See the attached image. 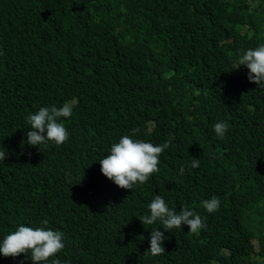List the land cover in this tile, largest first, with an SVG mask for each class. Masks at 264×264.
Returning a JSON list of instances; mask_svg holds the SVG:
<instances>
[{"label":"trees","instance_id":"1","mask_svg":"<svg viewBox=\"0 0 264 264\" xmlns=\"http://www.w3.org/2000/svg\"><path fill=\"white\" fill-rule=\"evenodd\" d=\"M263 34L264 0H0V242L43 226L65 236L43 264H264V89L235 69ZM65 103L68 141L29 146L26 117ZM121 128L154 146L174 137L133 190L99 163ZM156 195L206 228L144 226ZM155 228L159 256L147 253Z\"/></svg>","mask_w":264,"mask_h":264},{"label":"clouds","instance_id":"2","mask_svg":"<svg viewBox=\"0 0 264 264\" xmlns=\"http://www.w3.org/2000/svg\"><path fill=\"white\" fill-rule=\"evenodd\" d=\"M247 30V27H244ZM258 34L256 35V37ZM264 39V34L262 35ZM241 65L248 71V80L255 83L259 88L264 89V41L255 49H248L238 57V69ZM73 115V105L65 103L62 107H41L34 114H29L26 119L31 125V130L25 133L27 144L31 147H38L42 151V146H47L49 142L55 145H63L69 139V133L62 122L63 119L71 118ZM214 132L223 138L228 131L229 125L225 121L214 124ZM127 129L121 128L118 136L113 140L110 154L99 161L101 173L113 181L121 189L133 190L138 185H144L149 181L152 174L159 171L160 155L170 147L172 139L161 145H153L140 139H134L139 132V128H133L132 134L127 135ZM6 149L0 150V161L6 158ZM193 168L200 166L199 159L193 158L191 161ZM180 174H184V167L181 166ZM203 207L208 213H215L219 210L220 200L213 196L211 199L203 201ZM150 215L139 217L142 224L153 225L159 222L164 231L170 232L172 229H182V225L189 227V232L199 234V231L206 228L202 217L187 207L179 212L175 208H170L165 199L156 195L148 205ZM42 225H47L45 219ZM150 248L148 254L159 256L165 253L163 243L167 237L158 228L152 229L150 233ZM64 233L59 230H52L43 226L32 228L20 225L14 232L4 237L0 242V254L4 257H19L25 254L31 256L32 264H43L50 257H55L64 247ZM52 264H61L57 258Z\"/></svg>","mask_w":264,"mask_h":264}]
</instances>
